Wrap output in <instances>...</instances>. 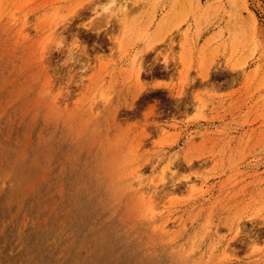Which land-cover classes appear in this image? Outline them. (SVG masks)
<instances>
[{
	"label": "rangeland",
	"instance_id": "rangeland-1",
	"mask_svg": "<svg viewBox=\"0 0 264 264\" xmlns=\"http://www.w3.org/2000/svg\"><path fill=\"white\" fill-rule=\"evenodd\" d=\"M0 264H264V0H0Z\"/></svg>",
	"mask_w": 264,
	"mask_h": 264
},
{
	"label": "bare ground",
	"instance_id": "bare-ground-1",
	"mask_svg": "<svg viewBox=\"0 0 264 264\" xmlns=\"http://www.w3.org/2000/svg\"><path fill=\"white\" fill-rule=\"evenodd\" d=\"M145 72V71H144ZM148 73V72H147Z\"/></svg>",
	"mask_w": 264,
	"mask_h": 264
}]
</instances>
